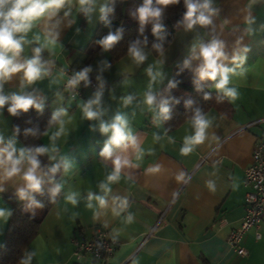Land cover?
<instances>
[{"label": "crops", "instance_id": "crops-1", "mask_svg": "<svg viewBox=\"0 0 264 264\" xmlns=\"http://www.w3.org/2000/svg\"><path fill=\"white\" fill-rule=\"evenodd\" d=\"M188 1L207 3L193 19L203 12L209 23L180 30L160 56L141 46L135 50L143 59L132 51L109 64L108 53H102L92 63L100 62V68L84 71L88 80L81 98L68 96L67 73L86 59L111 0H65L26 31L13 33L18 50L0 49L13 65L35 60L39 70L31 80L23 68L0 75L5 100L0 106V159L6 158L5 149L13 159L23 154L16 175H5L10 164L0 166V246L11 215L8 197L19 199L22 190L23 197L32 190L23 179L31 166L28 154L5 114L6 101L31 99L30 108H49L60 117L44 141L53 149L52 160L63 165L62 198L20 264H86L74 258L72 240L91 235L98 226L120 243L112 264H264V219L242 238L247 256L236 254L228 241L246 216V171L257 144L264 142V0ZM213 41L223 53L218 68L230 69L225 88L233 95L216 87L219 71L215 80L200 75L205 65L201 49ZM179 68L210 82V90L226 102L202 118L206 125L200 142H193L197 120L171 131L164 125L163 109ZM181 95L183 102L191 100L188 93ZM87 111L96 115L89 119ZM117 116L131 139L109 145ZM102 126L110 130L103 132ZM106 146L111 157L101 155ZM117 157L122 161L117 179L109 180ZM35 174L40 181L44 177L38 168Z\"/></svg>", "mask_w": 264, "mask_h": 264}, {"label": "trees", "instance_id": "trees-1", "mask_svg": "<svg viewBox=\"0 0 264 264\" xmlns=\"http://www.w3.org/2000/svg\"><path fill=\"white\" fill-rule=\"evenodd\" d=\"M145 4L146 0H111L86 50V59L71 69L80 89L86 86L88 80L84 71L104 51L109 52V64L120 61L141 46L149 47L155 56H160L172 44L176 34L188 27L186 0L167 6L152 0L151 7L160 9L159 17L141 21L139 9ZM109 36L115 37V40L106 47L103 41ZM182 93H188L191 99L184 106L181 104ZM14 98L8 97L5 114L12 119V128L27 151L28 162L35 158L44 177L38 190L32 189L19 199L8 197L11 215L4 243L0 246V264H20L25 251L63 193V165L61 160H52L44 141L45 135L60 117L53 116L49 108L37 111L29 107L26 111L17 109L13 114L9 109ZM225 104L223 97L210 90V82L197 79L186 68H179L173 79L171 99L165 108L167 111H163L164 125L167 130H174L188 120L202 119L211 109H221ZM38 149L44 151L38 152ZM53 168L55 172L51 171Z\"/></svg>", "mask_w": 264, "mask_h": 264}, {"label": "clouds", "instance_id": "clouds-1", "mask_svg": "<svg viewBox=\"0 0 264 264\" xmlns=\"http://www.w3.org/2000/svg\"><path fill=\"white\" fill-rule=\"evenodd\" d=\"M65 0H0V49H12L18 50L20 45L17 40L13 39L14 32L26 31L30 28L31 22L43 14H45L46 10L49 9H58L60 8ZM80 4H84L86 0H79ZM157 3L160 5H170L174 3H178V0H157ZM187 3L188 11L186 15V19L189 21L188 26L191 27L195 23L207 24L209 20L205 17L203 12L200 13L195 19H193L194 14L198 11L199 7L207 8L208 5L205 3L204 5L197 6L191 3ZM152 0H146V4L144 7L139 9L140 19L144 21L148 18H156L160 15L159 8L151 7ZM115 40V37L109 36L105 41H103L104 45L107 47ZM221 45L215 41H213L209 46L203 47L201 49V55L205 61L204 67L200 69L201 77H208L212 80H215L217 77V73H220V82L216 85L218 89L224 90L227 95H233L234 92L231 89L225 88L227 84V73L230 69L227 68H218L217 60L223 56L222 51H220ZM133 54L138 58L143 59L140 56V53L135 49L132 50ZM37 61L33 60L29 62L27 65H13L10 59H6L4 55L0 54V75H7L9 73H14L19 71L21 68L25 69V75L28 79H34L38 76L39 70L35 66ZM81 78H83V74H81ZM75 83V81H73ZM152 102V98H148V103ZM5 103L4 98L0 97V106H3ZM31 99H23L20 97H15L13 101V106L9 109V112L15 113L17 109L27 110L30 105H32ZM39 107V105H37ZM163 111H167V109H163ZM86 115L89 119L93 118L96 113L87 111ZM198 125V131L193 138V142H200L203 138V129L206 125V122L202 119H198L196 121ZM123 121L119 116L116 117V123L111 125L112 136L108 142L109 145L119 146L122 142L126 140H130L131 137L127 136L124 132ZM109 127H101V131L108 132ZM38 152H43V149H38ZM184 151H188V149H184ZM6 152V158L0 159V166L9 165L10 167L5 168V175L7 177H12L20 172V168L18 165L21 164V160L23 159V154L20 159H13V154L11 152H7V150H3ZM101 155L105 157H111L112 151L109 146H106L101 153ZM123 163H127V161H123ZM29 164L31 165L27 172H25L23 179L27 182V187L33 190H38L40 186V180L38 179L36 173L37 168L39 167V162L35 158H31L29 160ZM122 161L119 157L114 160V165L116 172L110 176L109 180L117 179V174L121 167ZM51 171L55 172L56 169L53 168ZM58 190V189H57ZM20 195L23 197V190L20 192ZM101 203L103 201L101 200ZM0 215H3L0 212Z\"/></svg>", "mask_w": 264, "mask_h": 264}, {"label": "built area", "instance_id": "built-area-1", "mask_svg": "<svg viewBox=\"0 0 264 264\" xmlns=\"http://www.w3.org/2000/svg\"><path fill=\"white\" fill-rule=\"evenodd\" d=\"M65 84L68 96L72 99L81 98L82 90L78 86L76 76L69 71ZM75 81V83H73ZM90 85L96 86L91 80ZM245 185L250 188L246 194V216L242 225L233 230L229 236V243L234 252L240 256H247L248 251L241 245L244 234L253 228H258L264 219V142L257 144L254 153V163L247 169ZM260 239V233H257ZM74 258L86 264H112L120 247V243L112 236L110 230L96 227L91 235H81L72 240Z\"/></svg>", "mask_w": 264, "mask_h": 264}, {"label": "rangeland", "instance_id": "rangeland-1", "mask_svg": "<svg viewBox=\"0 0 264 264\" xmlns=\"http://www.w3.org/2000/svg\"><path fill=\"white\" fill-rule=\"evenodd\" d=\"M104 53H108L107 55L109 56V52H108V51H104ZM91 66L94 67V69H98V68H100V62H97L96 64H90L89 67H91ZM89 67H88V68H89ZM186 102H187V101H186ZM186 102H183V101L181 100V104H186ZM70 103H71V102H70ZM52 115H53V114H52ZM53 116H54V115H53ZM55 127H56V126L52 127L51 129H52V130H53V129L55 130ZM51 129H50V130H51ZM50 130H49V131H50ZM49 131H48V132H49ZM47 136H48V134H47ZM50 147H51V146L46 147V148H47V152H48L49 154H52V152H53L52 150H53V149L50 148ZM63 178H64V177H63ZM64 183H65V185H66V184H67V180H64ZM8 222H9V221H8ZM4 240H5V239H4ZM3 243H4V242H2V244H3Z\"/></svg>", "mask_w": 264, "mask_h": 264}]
</instances>
